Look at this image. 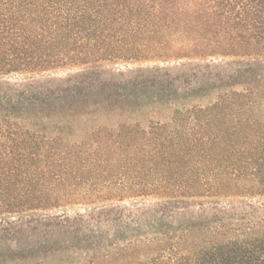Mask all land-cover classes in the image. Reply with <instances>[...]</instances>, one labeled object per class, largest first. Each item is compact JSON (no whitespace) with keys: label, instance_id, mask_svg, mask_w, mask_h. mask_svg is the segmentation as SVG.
Masks as SVG:
<instances>
[{"label":"trees","instance_id":"trees-1","mask_svg":"<svg viewBox=\"0 0 264 264\" xmlns=\"http://www.w3.org/2000/svg\"><path fill=\"white\" fill-rule=\"evenodd\" d=\"M0 264H264V0H0Z\"/></svg>","mask_w":264,"mask_h":264},{"label":"rangeland","instance_id":"rangeland-1","mask_svg":"<svg viewBox=\"0 0 264 264\" xmlns=\"http://www.w3.org/2000/svg\"><path fill=\"white\" fill-rule=\"evenodd\" d=\"M103 67L108 68V69H115V70H126L130 68H135V67H145L146 65H154L155 62H145V60H106L101 62ZM79 66H66L65 68H61L59 70H56L54 75L56 76H65L68 72H74L78 70ZM142 116V115H141ZM145 117V116H144ZM142 116V125L145 127V118ZM124 118V117H123ZM104 120L103 118L100 119V121ZM129 122L132 120L128 119ZM82 212L83 211V206L82 205H76L74 207L69 208V212Z\"/></svg>","mask_w":264,"mask_h":264}]
</instances>
